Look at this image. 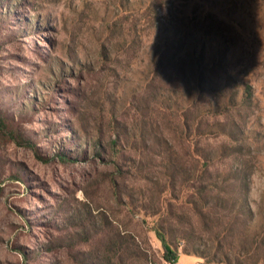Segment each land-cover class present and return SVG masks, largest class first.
<instances>
[{
    "label": "rangeland",
    "instance_id": "obj_1",
    "mask_svg": "<svg viewBox=\"0 0 264 264\" xmlns=\"http://www.w3.org/2000/svg\"><path fill=\"white\" fill-rule=\"evenodd\" d=\"M8 8L9 21H0V97L16 99L13 111L35 98L19 127L36 147L0 140V264H84L97 250L104 253L106 237L118 232L127 239L124 264H217L216 249L234 252L259 230L264 223V0H177L173 6L166 0H7L0 14ZM175 8L197 9L211 35L220 37L216 46L228 43L231 51L219 77L234 80L230 93L240 97L241 82L253 90L252 108L235 114L246 124L253 221L226 243L202 233L193 203L171 200L161 206L160 198H170L171 191L155 185L160 169L120 162L117 172L110 157L93 158L87 145L113 118L134 126L146 117L147 108H135H144L141 71L147 63L146 55H138V39L147 34L152 42L158 18ZM52 73L59 80L51 82ZM168 139L178 146L173 136ZM222 141L207 143L216 148ZM59 151L75 160H62ZM133 155L127 152L124 160ZM214 166L229 171L232 164ZM180 184L173 182L177 193ZM172 213L187 215L205 240L196 244L203 251L197 253L192 244L173 239L168 263L157 230L176 225ZM255 248L245 264H264V243L257 253Z\"/></svg>",
    "mask_w": 264,
    "mask_h": 264
},
{
    "label": "trees",
    "instance_id": "obj_2",
    "mask_svg": "<svg viewBox=\"0 0 264 264\" xmlns=\"http://www.w3.org/2000/svg\"><path fill=\"white\" fill-rule=\"evenodd\" d=\"M6 1L0 0V5ZM166 1L173 6L177 0ZM151 11L148 7L143 15L147 17ZM10 14L8 8L0 14V21L8 22ZM32 27L30 25V29ZM151 32L154 34L153 41L148 44L145 39L147 34L144 36L140 33L138 40H141L137 46L139 57L146 55L147 63L141 71L144 108H135L142 112L147 108L146 117L142 115L143 121L134 126L119 123L113 118L109 128L95 130L87 143L88 149L92 150L93 158L100 160L103 155L110 157L117 172L122 166L120 162L129 164L132 169H160L157 173L159 180L155 185L162 189L167 187L171 191L170 198H160L161 189L154 192V195H159L161 206L171 200H180L181 204L193 203L195 215L201 220L202 233L211 232L213 240H218L219 244L226 243L229 236L241 231V227V232H244L250 221H253V212L248 203L253 171L245 167L244 161L247 155L245 148L248 147L243 143L248 139L243 136L246 124L241 115H235L238 111L252 108V86L241 82V96H238V92L230 93L234 80L223 79L219 73L221 63L224 64L231 48L222 39V44L216 46L220 37L211 35V26H204L197 9L189 12L175 8L174 12L169 11L159 17L157 26ZM58 72L63 73V70ZM49 78L51 82L58 79L54 73ZM45 88L53 90L48 86ZM12 101H4L0 97V140L26 148L36 147L34 141L25 137L19 127V120L35 108V98L27 99L19 106V110L16 109L18 111L12 110L16 99ZM168 136H173L178 146ZM220 138L223 141L216 148L207 143ZM60 152L56 155L62 160H75L67 158L69 153ZM127 152L134 155L124 160ZM217 162H229L232 166L229 171H221L214 166ZM10 177L26 183L18 175L11 174ZM177 180L181 183L178 193L173 186ZM171 216L175 218L176 225L189 226L185 229L176 228V225L167 228L166 224L157 230L165 250L163 259L168 263L172 261L170 253L173 239L179 243H190L197 253H202L196 244H201L204 237L197 234L188 216L176 213ZM243 240L234 252L216 249L212 258L215 257L217 264H245L248 255H251L250 249L256 246L254 252L257 253L264 243V223L251 238L247 239L246 236ZM126 243V237L120 232L112 233L106 237L104 253L97 250L92 257L84 258L83 263L124 264Z\"/></svg>",
    "mask_w": 264,
    "mask_h": 264
}]
</instances>
